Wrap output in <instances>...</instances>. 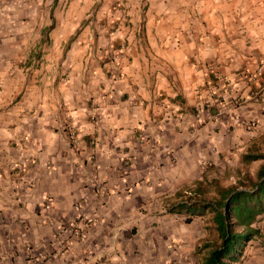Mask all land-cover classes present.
<instances>
[{
	"label": "crops",
	"instance_id": "crops-1",
	"mask_svg": "<svg viewBox=\"0 0 264 264\" xmlns=\"http://www.w3.org/2000/svg\"><path fill=\"white\" fill-rule=\"evenodd\" d=\"M0 2L8 3L2 8L9 20L2 49L17 50L21 36L29 44L46 31L49 43L44 47L63 51L75 35L61 67L67 72L66 84L54 93L50 88L35 92L33 98L43 104L28 107L31 113L17 117V126L11 127L5 112H0V264H29L26 259L40 247H55L58 219L68 215L74 197L84 198L85 208L99 212L103 208L92 201L89 188L72 193L67 181L38 190L11 184L5 170L10 159L18 160L24 153L37 158V167L24 171L47 182L61 177L64 169L84 180L95 173L115 176L127 157L144 161L154 152L168 155V161L179 155L190 162V145L208 147L213 139V122L205 119V112H192L217 90L209 86L212 70L235 84L236 95L249 97L264 89V72L254 75L258 59L264 60V0ZM111 20L119 23L109 37ZM122 39L127 40L124 49L119 47ZM247 72L256 76L248 84ZM54 95L64 104L62 109L47 102ZM70 120L77 128L75 149L59 130ZM10 140L15 147H9ZM168 150L173 152L164 153ZM135 173L141 174V169L136 167ZM46 194L54 199L47 213L42 207ZM69 241V250L56 258L57 264H84V256L99 254L88 251L81 241Z\"/></svg>",
	"mask_w": 264,
	"mask_h": 264
},
{
	"label": "rangeland",
	"instance_id": "rangeland-1",
	"mask_svg": "<svg viewBox=\"0 0 264 264\" xmlns=\"http://www.w3.org/2000/svg\"><path fill=\"white\" fill-rule=\"evenodd\" d=\"M7 4L0 2V72L3 69L5 73L2 77L0 75V112H5L10 126L14 127L18 125L17 117L29 116L31 111L28 107L43 104L39 98H33L35 92L50 88L54 93L68 81L67 72L61 67L67 56L66 46L75 35L67 40L63 51L49 50L48 45L44 47L49 43L46 31V35L42 33L38 38H31L29 44L21 36V47L17 50L10 47L2 49L7 45L4 39L8 37L5 31L9 28L2 6ZM118 23L117 20L110 21L109 37L114 35ZM119 47H127V40H120ZM107 57L113 60V54ZM263 72L264 60L258 59L254 75ZM247 73L249 75L245 73L244 81L248 84L256 76ZM210 81L209 86L217 90L209 93V100L202 99L192 112L194 115L205 112V119L213 122V139L208 147L202 143L190 145L189 158L192 156L193 161H184L179 155H173L168 161V155L154 152L144 161L127 157V161H121V166L116 168L121 173L115 176H98L95 173L84 180L64 169L61 177L49 182L27 175L26 170L38 165V159L31 155L24 153L18 160L6 162L7 179L11 184L14 182L38 190L39 187L56 186L67 181L72 193L89 188L94 196L92 201L100 205L99 209L103 207L101 212L98 208L95 211L85 208L84 198L74 197L68 215L58 219L64 228L60 234H55L57 247H40L26 259L29 264H57L56 258L69 250V239L81 241L88 251L99 252L94 257L84 256V264H208L212 249L221 243L215 213L208 203L220 199V191L230 186L252 189L264 166V89L253 91L249 97L236 95L235 84L225 80L216 70H212ZM58 98L54 95L47 102L59 110L64 104ZM70 125L74 126L73 131H70ZM59 130L67 145L75 149L78 143L75 123L66 121ZM11 141L9 147H15L16 143ZM20 142L23 144L24 140ZM151 147L149 149L154 151ZM169 151L173 152L168 150L164 153ZM2 152L0 150V155ZM93 166L97 169V165ZM136 167L141 169V174H133ZM1 168L4 169L3 166ZM44 168L53 172L48 165ZM53 202L52 196H42L45 213L48 211L46 207ZM184 204H196L199 209L189 212ZM94 214L95 218H90ZM262 223L264 213L254 224L260 232ZM232 229L236 232L243 230L235 223ZM236 257V261L231 262L227 257L224 261L264 264L261 233L245 241Z\"/></svg>",
	"mask_w": 264,
	"mask_h": 264
},
{
	"label": "trees",
	"instance_id": "trees-1",
	"mask_svg": "<svg viewBox=\"0 0 264 264\" xmlns=\"http://www.w3.org/2000/svg\"><path fill=\"white\" fill-rule=\"evenodd\" d=\"M219 198L214 203H208L215 213L214 218L221 235V243L212 249L208 264H231L230 261L237 260L236 252L244 242L261 233L260 228L254 224L264 213V166L259 171L258 180L252 189L230 186L220 191ZM184 205L189 212L199 209L196 204ZM234 223L243 230L234 231ZM225 257L230 261H224Z\"/></svg>",
	"mask_w": 264,
	"mask_h": 264
},
{
	"label": "built area",
	"instance_id": "built-area-1",
	"mask_svg": "<svg viewBox=\"0 0 264 264\" xmlns=\"http://www.w3.org/2000/svg\"><path fill=\"white\" fill-rule=\"evenodd\" d=\"M261 62V65H262V60L260 61ZM73 125H70V131H73ZM58 226H59V232L64 228V226H62L60 223L58 224ZM76 232V234L78 235L79 234V231H75Z\"/></svg>",
	"mask_w": 264,
	"mask_h": 264
}]
</instances>
